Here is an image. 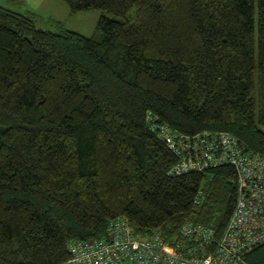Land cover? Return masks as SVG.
<instances>
[{
	"label": "trees",
	"instance_id": "1",
	"mask_svg": "<svg viewBox=\"0 0 264 264\" xmlns=\"http://www.w3.org/2000/svg\"><path fill=\"white\" fill-rule=\"evenodd\" d=\"M65 1L104 10L92 34L0 4V264H70L69 239L119 216L140 235L192 218L219 236L235 168L170 173L146 115L264 156V0ZM247 258L264 264V242Z\"/></svg>",
	"mask_w": 264,
	"mask_h": 264
},
{
	"label": "built area",
	"instance_id": "2",
	"mask_svg": "<svg viewBox=\"0 0 264 264\" xmlns=\"http://www.w3.org/2000/svg\"><path fill=\"white\" fill-rule=\"evenodd\" d=\"M150 128L176 155L170 173L206 171L231 165L236 171L237 196L228 222L218 236L213 226L185 220L172 239L157 229L140 235L126 216L113 219L105 235L71 238L70 264H252L247 254L264 242V156L247 147L236 134L203 129L193 134L174 128L148 111ZM207 200L200 189L199 210Z\"/></svg>",
	"mask_w": 264,
	"mask_h": 264
},
{
	"label": "rangeland",
	"instance_id": "3",
	"mask_svg": "<svg viewBox=\"0 0 264 264\" xmlns=\"http://www.w3.org/2000/svg\"><path fill=\"white\" fill-rule=\"evenodd\" d=\"M0 4L37 16V23L45 28L59 29V25L92 34L103 9L72 11L65 0H0Z\"/></svg>",
	"mask_w": 264,
	"mask_h": 264
}]
</instances>
